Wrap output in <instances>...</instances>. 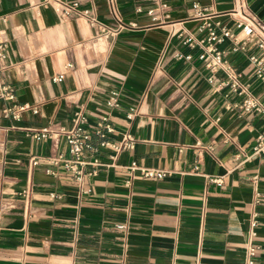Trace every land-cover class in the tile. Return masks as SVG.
Here are the masks:
<instances>
[{
  "label": "crops",
  "instance_id": "crops-1",
  "mask_svg": "<svg viewBox=\"0 0 264 264\" xmlns=\"http://www.w3.org/2000/svg\"><path fill=\"white\" fill-rule=\"evenodd\" d=\"M77 1L95 24L62 18L51 2L0 0L2 79L13 102L37 107L10 120L0 100V264H243L249 242L258 245L254 264H264V154L251 150L264 113L230 106L233 97L214 92L194 58L157 66L163 46L194 55L173 36H200L192 1L238 32L236 0H114L113 11L107 0ZM243 1L264 26V0ZM228 60L264 105L246 57ZM112 90L120 107L105 105ZM76 112L88 125L106 115L112 139H134L128 150L98 152L88 192L58 169L45 172L56 169L46 158L62 149L60 138L31 136L71 126ZM145 168L166 175L147 178Z\"/></svg>",
  "mask_w": 264,
  "mask_h": 264
},
{
  "label": "built area",
  "instance_id": "built-area-1",
  "mask_svg": "<svg viewBox=\"0 0 264 264\" xmlns=\"http://www.w3.org/2000/svg\"><path fill=\"white\" fill-rule=\"evenodd\" d=\"M41 3L51 2L54 11L62 18L81 16L89 24H95L96 20L89 8L79 7L77 0H40ZM111 10H114V0H107ZM192 17L199 20L195 32L200 33L199 37L193 33L180 29L173 33L179 44L196 49L194 55L189 52H182L175 48L167 51L163 46L159 52L157 66L168 60H182L190 62L196 59L206 71L205 81L215 92L222 91L224 97H233L230 106L244 112L264 113V105L249 91L248 86L240 81V72L228 60V54L241 53L248 61L250 67L249 74L258 82L264 90V26L255 18L249 15L243 0H236L230 14L235 16V26L238 32H232L219 20L214 19L215 13L209 8L192 1ZM138 10V9H136ZM152 20H156L153 10L146 11ZM121 25V24H120ZM227 41L224 48L219 46ZM6 44L0 40V100L9 102L1 110V115L10 120H18L25 112L37 113V107L28 103L13 102V88L3 81L2 71L5 67ZM220 74V76H218ZM62 75L57 74L51 77V81L61 80ZM108 107H120L117 99V91H110L105 99ZM134 115L132 108H127L125 117L130 119ZM113 131L106 115H101L93 124L88 125L84 116L76 112L73 116L72 125L69 127H59L56 131H51L48 126H42L31 130V136L35 141L45 140L52 136L62 140V149L54 155L48 156L46 161L50 166L46 173L56 174L58 170L69 175L72 180L81 187L82 192H88L89 187H82L84 182H88L96 174V167L101 164L98 152L103 149H111L115 153L128 150L134 142L133 136L126 132L119 140L110 137ZM253 153L264 154V134H257L254 143L251 145ZM37 162L35 157L30 158V164ZM166 175L161 170L145 168L142 176L147 178L160 179ZM214 182H220L218 177L212 178ZM89 184V183H88ZM116 229H123L122 223L114 224ZM258 245L249 242L244 250V263L254 264L257 255Z\"/></svg>",
  "mask_w": 264,
  "mask_h": 264
}]
</instances>
